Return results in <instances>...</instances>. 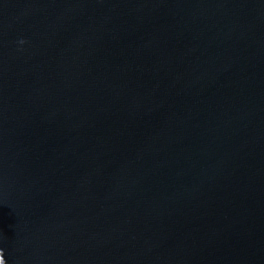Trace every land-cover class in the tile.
<instances>
[{"label":"water","instance_id":"obj_1","mask_svg":"<svg viewBox=\"0 0 264 264\" xmlns=\"http://www.w3.org/2000/svg\"><path fill=\"white\" fill-rule=\"evenodd\" d=\"M5 264H264V0H0Z\"/></svg>","mask_w":264,"mask_h":264},{"label":"clouds","instance_id":"obj_2","mask_svg":"<svg viewBox=\"0 0 264 264\" xmlns=\"http://www.w3.org/2000/svg\"><path fill=\"white\" fill-rule=\"evenodd\" d=\"M0 264H5V258L2 250H0Z\"/></svg>","mask_w":264,"mask_h":264}]
</instances>
